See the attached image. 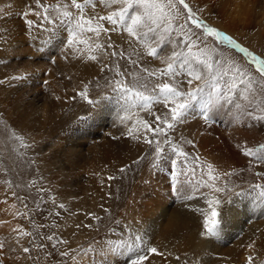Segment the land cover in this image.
Returning <instances> with one entry per match:
<instances>
[{"label":"rangeland","instance_id":"1","mask_svg":"<svg viewBox=\"0 0 264 264\" xmlns=\"http://www.w3.org/2000/svg\"><path fill=\"white\" fill-rule=\"evenodd\" d=\"M48 2L54 3L55 0ZM187 2L194 10L200 9L202 18L210 25L226 32L257 55L264 56V0H187ZM25 3L32 4L33 0H0V25L11 29V34L16 37L12 43L19 42L20 45L14 49L0 41V78L23 74L25 71L30 73L26 81H6L0 85V113L11 126L28 133L37 142V146L20 156L16 151H11L14 145L10 141L0 138V173L7 172V175H0V221L10 222L0 226V239L5 238L11 228L17 225L31 231V221L27 217L14 218V214L27 213L28 209L35 207L34 200L39 202L40 197L47 200L53 195L56 196L57 204L65 203L64 210L56 208L51 203L40 206L48 211L61 212L56 222L63 225L64 229L58 234L70 242L72 255L76 256V260L74 261L71 256L60 257L52 249H49L53 252L51 256L43 250L34 249L31 253L32 259L27 264H102L104 258L105 262L123 264L124 257H115L110 251L115 247L110 241L121 239L120 233L124 229L122 226L108 224V216L101 210V205L109 209L113 217L122 218L133 231L138 230L140 234L145 235L146 243L150 246L159 242L164 243V238L171 244H177L176 252L169 262L165 261V264H194V261L203 264V260H207V264H214L212 261L227 257L225 250L234 241H245L248 235V227H244L246 222L248 224L254 221L259 226L264 225V212H261L262 207L254 196H232L230 203L223 204L222 215L223 210L238 203L239 211L243 212L245 217L239 224V233L226 232L229 237L234 234L233 242L230 239L225 243L224 238L220 237L213 240L205 249L194 248L187 239L191 231L198 228L200 221L203 224V218L198 212L192 217L188 210L204 206L203 202L178 200L169 188L171 183L169 170L166 169L157 175L149 172L147 161L139 165L133 163L141 154L144 145L126 138L114 140L108 135L110 132L113 136L118 135L117 130L112 127L117 107L114 99L104 101L107 107L99 111L81 101L79 97L76 100L71 99L76 94L73 89L82 90L81 80L88 82L93 80L94 76L102 79L107 73H100L94 62L64 61L59 55L58 45L44 44L50 33L36 30L32 39L27 38L23 34V20L18 15L27 10ZM98 10L100 14L106 13L104 9ZM238 16L242 17L245 23L239 24L240 26L234 24V28L228 29L227 19L235 23L233 17ZM29 18L35 19L34 16ZM126 38V33L122 36L113 35V40L117 43H122ZM210 43H215V46L225 53L226 58L235 61L237 66L252 69L248 58L238 49H233L230 45H219L218 42ZM123 46L127 48V45ZM41 47L43 51H37ZM52 59L56 60L55 64L50 62ZM151 62L159 66L158 61ZM123 67L124 63L121 62V68ZM253 73L255 74L254 69ZM69 75L72 76L71 82L65 78ZM43 81H48L47 85H44ZM89 87L92 88L91 85ZM245 87L241 85L234 90L235 95L231 102L225 101L218 105L211 113V119L207 124L190 116L177 130V136L182 135L197 144L195 149L188 146L187 151L199 153L203 161L214 163L221 171H231L234 168L238 170L244 166L245 158L234 147L235 144L243 145L245 140H250V146L264 142V125H256L251 129L245 126H229L233 120V113L237 111L235 104L247 103L241 95ZM101 94L111 96L110 89L102 88L90 93L92 98ZM57 96L60 97L59 100L56 99ZM159 107L162 106H157V111ZM141 115L148 118L144 113ZM241 120L245 122L246 117L242 116ZM204 138L208 141V153L203 151L200 142ZM33 160L36 161L35 165L31 163ZM125 165L131 167L121 173L119 169ZM256 171H264V166L258 167ZM108 176H114L115 179L109 181L106 179ZM180 179L183 180L184 177L181 176ZM228 179L234 182L235 191L241 189L251 191L248 189L249 184L261 182L254 174L247 172ZM4 180L10 181L13 187L8 189L3 183ZM33 180L36 181L34 185L31 184ZM162 184H166L168 188L162 190L160 188ZM39 188L50 191L39 192ZM157 189L167 194L168 203L164 208L170 209V213L161 208L155 211L160 203L155 192L156 190L157 194L160 193ZM13 191L24 197V202L14 199L11 195ZM5 197L7 203L3 202ZM24 203H27L28 208L24 207ZM185 203L189 207H186ZM86 212H95L104 217L99 231L83 226L79 230L75 228L78 223L95 224L94 221L85 218ZM29 215L34 217L37 225L50 223L51 218H47V211L43 214ZM227 221L230 222V219ZM109 226L115 227L116 232L107 231ZM41 231L47 235L52 230ZM22 243L28 246L26 242ZM58 247L67 250L66 246ZM191 249H196L197 252H190ZM190 253H193L192 259L188 258ZM250 255L251 252H247L244 261H247ZM252 257L253 264H264V261Z\"/></svg>","mask_w":264,"mask_h":264},{"label":"snow or ice","instance_id":"2","mask_svg":"<svg viewBox=\"0 0 264 264\" xmlns=\"http://www.w3.org/2000/svg\"><path fill=\"white\" fill-rule=\"evenodd\" d=\"M25 8L27 10L18 15L23 20V34L27 38L32 39L36 30L50 33L44 44L58 45L59 55L64 61L94 62L100 73H107L102 79L94 76L88 82L81 80L82 90L73 89L76 94L71 99L79 97L98 111L107 107L104 101L115 100L117 107L112 127L118 135L113 136L111 132L108 135L114 140L126 138L144 145L133 163L139 165L147 161L149 172L157 175L169 170V188L178 200L203 202L204 206L192 210L203 217L200 236L206 242L218 237L223 231L226 222L221 209L223 204L231 202L232 196H254L264 206V171H256L258 167L264 166V142L254 146H250L247 140L243 145L235 144L234 147L245 158L244 166L238 170L221 171L214 163L203 161L199 153L193 154L186 150L188 146L192 149L197 147L194 140L177 136L178 128L190 116L207 124L213 110L222 102H231L234 90L241 85L246 86L241 95L247 103L235 104L237 111L233 113L229 126L251 129L256 125H264V56L257 55L226 32L210 25L202 18L201 10H194L187 0H55L54 3L33 0L32 4L25 3ZM98 9H104L106 13L100 14ZM124 33L127 38L122 43L113 40L114 34L122 36ZM15 39L11 29L0 25V41L3 44L18 48L19 42L12 43ZM210 42L238 49L248 58L252 69L229 61L225 53ZM123 45H127V48ZM37 51L42 52L43 47ZM152 60L158 61L159 66L153 65ZM50 62L55 64L56 60ZM121 62L124 63L123 68ZM29 75L25 71L23 74L5 76L0 78V85L6 81H26ZM65 78L70 82L72 80L70 75ZM47 83L43 81L44 85ZM102 88L110 89L111 96L101 94L92 98L90 93ZM157 106L162 107L157 111ZM242 116L246 117L245 122H242ZM0 138L10 141L14 145L11 151H16L20 156L37 146L28 133L11 126L2 113ZM31 163L35 165L36 161ZM130 167L125 165L119 171L124 173ZM245 172L254 174L261 182L249 184L248 189L251 191H235L234 182L228 178ZM0 175H7V172ZM106 179L110 181L115 177L108 176ZM3 183L8 189L13 187L8 180ZM35 183V180L31 181L32 185ZM38 191L48 192L50 189L39 188ZM11 195L24 202V197L18 196L15 191ZM3 202L7 203V197ZM33 203L35 207L28 209L27 213L14 214V218L27 217L32 223V230L17 225L11 228L5 238L0 239V264H27L32 259L34 249L43 250L48 256L53 254L49 251L52 249L60 257L71 256L75 261L70 242L58 234L64 229L63 225L56 222L61 212L48 211L40 206L51 203L64 210L65 203L57 204L54 195L47 200L40 197L39 202L34 200ZM185 206L189 207L187 203ZM24 207L28 208L27 203H24ZM100 207L108 216L109 225L122 226L124 229L120 233L121 239L110 241L115 245L110 251L115 257L123 256V264H151L153 256H165L157 247L146 243L145 235L138 230L133 231L122 218L113 217L103 205ZM46 211L47 218H51L49 224L37 225L34 217L29 215ZM84 216L95 224L78 223L75 228L79 230L83 226L99 231L104 217L95 212H86ZM9 223L0 221V226ZM41 229L52 231L45 235ZM107 231L116 232V228L109 226ZM22 241L28 246H24ZM254 243L248 247H253ZM58 246H66L67 250H61ZM253 259L251 255L248 256V264H253ZM194 264L202 262L194 261Z\"/></svg>","mask_w":264,"mask_h":264},{"label":"bare ground","instance_id":"3","mask_svg":"<svg viewBox=\"0 0 264 264\" xmlns=\"http://www.w3.org/2000/svg\"><path fill=\"white\" fill-rule=\"evenodd\" d=\"M243 9V8H242ZM235 10V9H234ZM240 15V14H239ZM228 17V16H227ZM233 19L235 20V23L231 22L230 19H227V25L226 27L228 29H232L234 28V24L236 26H240L239 24H242V23H245L244 22V19L240 16L238 17H233ZM224 26V25H223ZM235 26V27H236ZM225 27V26H224ZM226 28V30H227ZM248 141V140H247ZM250 141V140H249ZM202 142V147H203V151L207 152V143L208 141L205 140V138L200 141ZM243 144V143H242ZM108 145V144H107ZM103 149V148H102ZM108 149V148H107ZM156 186H154L155 188ZM157 188V187H156ZM160 188L162 190H165L167 187L166 184H162L160 185ZM158 190V189H157ZM162 190H158L160 193L157 194V191L155 190L156 192V196L158 195V198L160 199L159 200V206H157V209H155V211H157L158 209H162V210H166L165 212H169L170 209L168 208H164L167 203H168V196L167 194H164ZM172 197V196H171ZM170 198V197H169ZM160 204L163 206L161 207ZM194 204V203H193ZM192 204V205H193ZM262 209H261V212L263 213L264 212V207L261 206ZM234 208V209H233ZM257 208V207H255ZM190 209V208H189ZM224 214L223 216L226 217L225 218V226L223 227V231L221 232V234L218 236V237H214L212 238V240L210 242H206L201 236H200V233L203 231V224H202V221H200V225H198L195 230L191 231V234L190 236L188 237V241H190L192 244V246L194 248H199V249H202L204 247V249L207 247V246H210L211 242L217 238H220V237H223L224 238V241L225 243L228 242L230 239L234 240L235 237L234 234H237L240 232L239 230V224L242 222V220H245V217H244V214L243 212L239 211V205L238 203L235 204V206H232L231 208H228L226 210H223ZM188 212L190 214H192V217H195L196 216V212L193 211L192 209H190V211L188 210ZM249 212V211H248ZM253 212H256V211H253ZM170 213V212H169ZM168 213V214H169ZM182 213V211H181ZM242 213V215H240ZM249 214V213H248ZM257 214V213H256ZM183 216V215H182ZM184 217V216H183ZM191 217V218H192ZM247 217V216H246ZM250 217V216H249ZM203 218V217H202ZM243 218V219H242ZM248 218V217H247ZM254 218V217H253ZM193 219V218H192ZM230 219V222H228L227 220ZM183 220V219H182ZM198 220V219H197ZM252 220V219H251ZM194 221V220H193ZM198 221V222H199ZM192 223H190L191 225ZM264 224V223H263ZM248 227V232H247V236L245 238V241H241V242H238V241H234V243L226 248L225 250V255H227L226 258H221L219 261H212L214 262V264H248L247 261H244V257L247 255V252L250 253L251 252V256H254L255 259H259V261H264V225L261 224V226L257 225L254 221H250L246 222V225H244V227ZM193 228V227H192ZM231 229L235 230V231H232ZM245 230V229H243ZM233 232L234 234H231L232 236L229 237L227 235L226 232ZM190 232V231H189ZM246 233V232H245ZM159 235V234H158ZM172 240V239H171ZM177 240V239H176ZM184 240V239H182ZM253 241L255 242L253 247L249 248L248 245L249 244H253ZM154 243V242H153ZM181 243V242H180ZM185 245V244H183ZM155 247H157L160 251L164 252L165 253V256L163 258L159 257V256H153L152 259H151V264H165V261L166 262H169L168 260H171L174 252H176L175 250V247L177 246V244H171L170 242H168L165 238H164V243L163 242H159L158 244H155L154 245ZM188 246V245H187ZM225 249V248H224ZM224 251V250H223ZM190 252H197L196 249H191ZM193 253H190L188 258L189 259H192V255ZM212 253V252H211ZM220 256V255H219ZM123 257V256H122ZM169 259H168V258ZM216 258V257H215ZM217 259V258H216ZM257 261V260H256ZM207 260H203V264H207ZM102 264H105V258L102 260Z\"/></svg>","mask_w":264,"mask_h":264}]
</instances>
